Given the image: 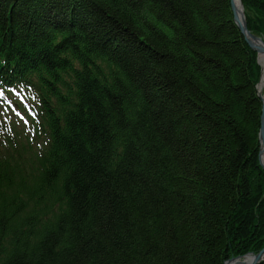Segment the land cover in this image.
I'll return each mask as SVG.
<instances>
[{"label": "trees", "instance_id": "16d2710c", "mask_svg": "<svg viewBox=\"0 0 264 264\" xmlns=\"http://www.w3.org/2000/svg\"><path fill=\"white\" fill-rule=\"evenodd\" d=\"M259 76L230 0H0V264L258 253Z\"/></svg>", "mask_w": 264, "mask_h": 264}, {"label": "water", "instance_id": "95a60500", "mask_svg": "<svg viewBox=\"0 0 264 264\" xmlns=\"http://www.w3.org/2000/svg\"><path fill=\"white\" fill-rule=\"evenodd\" d=\"M230 5H231L232 13H233V20H234L236 26L238 27L240 33L244 37V40H245L246 44L248 45V47L253 52L256 53V60H257V64H258V55L264 54V41L260 37H257L248 31L241 1H240V10L237 8V5H236L234 0H230ZM256 43H260L261 46L257 45ZM260 79H261V69H260L259 81L256 85V90H257V87L260 83ZM257 96L262 103V105H261V116H260V129H259V134H258L259 144H260L258 161H259V165L264 170V166L261 162V154L264 151V100H263V96H261L259 94L258 90H257ZM263 253H264V247L256 254L249 253V254H246L244 256H238L235 258H231V259L227 260L224 264H227L228 262H231L233 260L243 259L247 256L253 257V261L250 264H259L260 262H262L261 256ZM238 264H245V263L242 262V263H238Z\"/></svg>", "mask_w": 264, "mask_h": 264}, {"label": "rangeland", "instance_id": "374dc122", "mask_svg": "<svg viewBox=\"0 0 264 264\" xmlns=\"http://www.w3.org/2000/svg\"><path fill=\"white\" fill-rule=\"evenodd\" d=\"M1 99L2 104L0 103V107L7 110L8 118L10 119L14 127L17 129H25L26 124L23 119L24 116H22L20 110H18L17 105L13 103V100L11 98H5L4 96H2ZM259 264H264V261L260 262Z\"/></svg>", "mask_w": 264, "mask_h": 264}, {"label": "bare ground", "instance_id": "6f19581e", "mask_svg": "<svg viewBox=\"0 0 264 264\" xmlns=\"http://www.w3.org/2000/svg\"><path fill=\"white\" fill-rule=\"evenodd\" d=\"M237 8L240 10V1L239 0H234ZM257 45L261 46L260 43H256ZM257 61V60H256ZM258 65L261 67V79H260V83L257 87V90L259 92V94L261 96H263V100H264V54H259L258 55ZM261 162L264 166V151L261 154ZM253 261V257L252 256H247L243 259H239V260H233L231 262H228L227 264H238V263H245V264H250ZM261 261H264V253L261 256Z\"/></svg>", "mask_w": 264, "mask_h": 264}]
</instances>
